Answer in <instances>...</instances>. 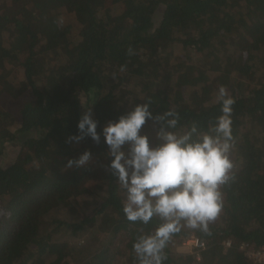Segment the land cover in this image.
<instances>
[{
	"label": "trees",
	"instance_id": "obj_1",
	"mask_svg": "<svg viewBox=\"0 0 264 264\" xmlns=\"http://www.w3.org/2000/svg\"><path fill=\"white\" fill-rule=\"evenodd\" d=\"M220 86L235 100L223 206L207 231L181 221L163 264H250L240 244L264 246V0H0V100L22 99L0 103V264H139L133 242L163 221L127 220L103 127L151 99L153 116L179 114L147 120L151 147L161 127L216 135ZM88 107L100 143H66ZM85 150L87 166L64 168ZM192 236L206 248L185 250Z\"/></svg>",
	"mask_w": 264,
	"mask_h": 264
},
{
	"label": "clouds",
	"instance_id": "obj_2",
	"mask_svg": "<svg viewBox=\"0 0 264 264\" xmlns=\"http://www.w3.org/2000/svg\"><path fill=\"white\" fill-rule=\"evenodd\" d=\"M63 22L62 17L56 21L58 26ZM128 54H134L131 47ZM217 100L221 103V115L210 129L216 135L204 134L196 142H190L192 133L197 131L196 124L179 137L161 127L157 136L163 142L151 147L149 138L141 134L147 120H166L168 127L174 128L179 119V114L171 109L153 116L151 99L103 127L108 155L112 157L106 170L126 190L123 212L127 220L148 224L153 216H158L163 221L154 234L141 235L133 242L139 264H163L164 249L171 235L180 230L181 221L188 228L207 231L209 222L222 209L220 186L229 181L233 168L228 153L232 146L231 113L235 100L224 86L218 89ZM97 126L98 121L88 107L78 121V134L69 136L66 143H79L91 137L99 144ZM126 144L127 151L123 147ZM92 159L91 151L85 150L78 158L69 159L64 168H82Z\"/></svg>",
	"mask_w": 264,
	"mask_h": 264
},
{
	"label": "built area",
	"instance_id": "obj_3",
	"mask_svg": "<svg viewBox=\"0 0 264 264\" xmlns=\"http://www.w3.org/2000/svg\"><path fill=\"white\" fill-rule=\"evenodd\" d=\"M183 244L191 249H196V251L206 248V243L195 236L189 237ZM224 245L229 248L232 245V240H226ZM239 249L245 254L250 264H264V246L257 247L253 244L242 242Z\"/></svg>",
	"mask_w": 264,
	"mask_h": 264
},
{
	"label": "rangeland",
	"instance_id": "obj_4",
	"mask_svg": "<svg viewBox=\"0 0 264 264\" xmlns=\"http://www.w3.org/2000/svg\"><path fill=\"white\" fill-rule=\"evenodd\" d=\"M162 12H163V7L161 6L158 10H157V13L155 15V24H157V22L161 19V16H162ZM22 102V99H19V100H12L10 98H7V97H3L1 100H0V103L10 109V110H13V111H17L18 108H19V105L21 104ZM19 123H17L16 125H14V128H17ZM18 145L20 143H17ZM15 152L11 149L10 151H7V153L1 158V162L2 163H7L9 161H11L15 156ZM184 247V245H183ZM187 248V249H186ZM191 248L188 247V246H185V250L189 251Z\"/></svg>",
	"mask_w": 264,
	"mask_h": 264
}]
</instances>
